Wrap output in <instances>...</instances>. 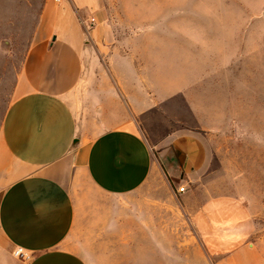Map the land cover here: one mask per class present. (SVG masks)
<instances>
[{
    "label": "crops",
    "instance_id": "0c3cea01",
    "mask_svg": "<svg viewBox=\"0 0 264 264\" xmlns=\"http://www.w3.org/2000/svg\"><path fill=\"white\" fill-rule=\"evenodd\" d=\"M64 1L43 10L0 124V264H135L147 254V185L162 168L192 190L210 166L207 133L172 132L163 168L138 122L176 88L147 84V63L121 52L131 41L111 37L99 0ZM223 202L193 216L203 243L220 238L216 223L237 222L216 213ZM239 252L219 264H247Z\"/></svg>",
    "mask_w": 264,
    "mask_h": 264
},
{
    "label": "rangeland",
    "instance_id": "374dc122",
    "mask_svg": "<svg viewBox=\"0 0 264 264\" xmlns=\"http://www.w3.org/2000/svg\"><path fill=\"white\" fill-rule=\"evenodd\" d=\"M62 4L0 0V124L43 10ZM98 7L111 37L131 41L121 52L147 63V84L177 90L139 119L153 157L161 162L159 152L175 151L165 141L177 130L207 133L210 153L208 173L192 190L187 177L171 179L162 168L147 185V254L131 255L135 264L144 257L197 264L202 252L219 264L236 250L238 260L264 264V0H99ZM212 199L224 201L216 213L231 212L237 222L216 223L221 236L206 244L193 216Z\"/></svg>",
    "mask_w": 264,
    "mask_h": 264
},
{
    "label": "built area",
    "instance_id": "2783aa9c",
    "mask_svg": "<svg viewBox=\"0 0 264 264\" xmlns=\"http://www.w3.org/2000/svg\"><path fill=\"white\" fill-rule=\"evenodd\" d=\"M55 2H56L57 4H59V3H62L63 0H55ZM91 21H92V25H94V24L96 23V19H95L94 17L91 18ZM185 189H186L185 186H181V187L179 188V191L183 192V191H185ZM14 254H15L16 256L23 257L25 260H28V259L31 258V255H30L29 253L23 251V249H21V248L16 249V250L14 251Z\"/></svg>",
    "mask_w": 264,
    "mask_h": 264
}]
</instances>
